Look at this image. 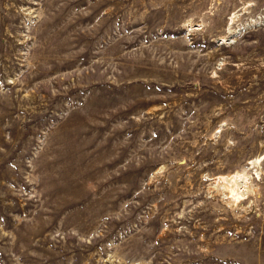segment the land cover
Segmentation results:
<instances>
[{
  "label": "rangeland",
  "instance_id": "obj_1",
  "mask_svg": "<svg viewBox=\"0 0 264 264\" xmlns=\"http://www.w3.org/2000/svg\"><path fill=\"white\" fill-rule=\"evenodd\" d=\"M0 264H264V0H0Z\"/></svg>",
  "mask_w": 264,
  "mask_h": 264
},
{
  "label": "bare ground",
  "instance_id": "obj_2",
  "mask_svg": "<svg viewBox=\"0 0 264 264\" xmlns=\"http://www.w3.org/2000/svg\"><path fill=\"white\" fill-rule=\"evenodd\" d=\"M220 179L227 180V184H223V187L228 190V194L232 196L235 201H238L240 199L242 200V198H246V195H248V193L250 192V187H248L249 179L245 176V174L241 172H237L231 177H221Z\"/></svg>",
  "mask_w": 264,
  "mask_h": 264
}]
</instances>
